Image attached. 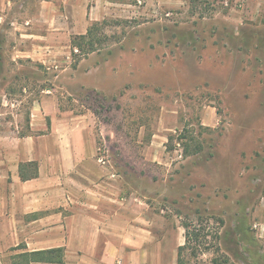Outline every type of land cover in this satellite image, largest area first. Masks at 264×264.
<instances>
[{
	"label": "rangeland",
	"instance_id": "rangeland-1",
	"mask_svg": "<svg viewBox=\"0 0 264 264\" xmlns=\"http://www.w3.org/2000/svg\"><path fill=\"white\" fill-rule=\"evenodd\" d=\"M65 1L0 0V128L44 96L90 113L180 264H264V0H109L83 25Z\"/></svg>",
	"mask_w": 264,
	"mask_h": 264
},
{
	"label": "crops",
	"instance_id": "crops-1",
	"mask_svg": "<svg viewBox=\"0 0 264 264\" xmlns=\"http://www.w3.org/2000/svg\"><path fill=\"white\" fill-rule=\"evenodd\" d=\"M90 1L66 0V15L79 14L83 25V16L97 20L93 14L110 4ZM26 129L0 128V264H179L185 238L169 236L163 217L99 161L90 113L63 111L44 96L33 102ZM30 165L36 175L22 178ZM59 248L62 263L22 256Z\"/></svg>",
	"mask_w": 264,
	"mask_h": 264
},
{
	"label": "trees",
	"instance_id": "trees-1",
	"mask_svg": "<svg viewBox=\"0 0 264 264\" xmlns=\"http://www.w3.org/2000/svg\"><path fill=\"white\" fill-rule=\"evenodd\" d=\"M95 35L94 27H90L88 29V32L84 35H80L78 41H74V46L78 47L80 50H84L86 46H88L87 51H93L95 50ZM34 170L33 165H30V173ZM22 173V178H30L31 176H35L36 173L33 171L31 175H24ZM183 249V247L180 248V251ZM181 254V253H180ZM23 257L30 258L29 260L32 261H46V262H57L62 263L63 262V249H48V250H42L32 253H25L22 255ZM180 264V262H179Z\"/></svg>",
	"mask_w": 264,
	"mask_h": 264
},
{
	"label": "built area",
	"instance_id": "built-area-1",
	"mask_svg": "<svg viewBox=\"0 0 264 264\" xmlns=\"http://www.w3.org/2000/svg\"><path fill=\"white\" fill-rule=\"evenodd\" d=\"M97 152H98V159L99 161L104 164V165H109L110 161L106 158L105 155H103V150H102V147H98L97 149Z\"/></svg>",
	"mask_w": 264,
	"mask_h": 264
}]
</instances>
